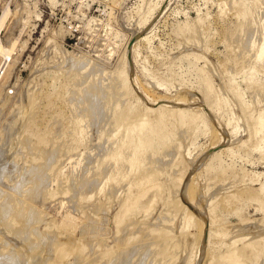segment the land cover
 Returning a JSON list of instances; mask_svg holds the SVG:
<instances>
[{
  "label": "rangeland",
  "instance_id": "374dc122",
  "mask_svg": "<svg viewBox=\"0 0 264 264\" xmlns=\"http://www.w3.org/2000/svg\"><path fill=\"white\" fill-rule=\"evenodd\" d=\"M1 9L10 16L0 44L15 45L0 80V220L11 226L0 222L1 262L221 264L238 251L243 264L262 263L264 0H0ZM141 118L144 160L130 171L112 156L130 154L117 141Z\"/></svg>",
  "mask_w": 264,
  "mask_h": 264
},
{
  "label": "bare ground",
  "instance_id": "6f19581e",
  "mask_svg": "<svg viewBox=\"0 0 264 264\" xmlns=\"http://www.w3.org/2000/svg\"><path fill=\"white\" fill-rule=\"evenodd\" d=\"M3 7H4V6H3ZM5 8L7 9V6H5ZM3 9H4V8H3ZM6 9H5L4 11L1 9V12H2V11H3V12H2V14H1V16H0V31H1L2 27H3V25L6 23L5 20H7V15L9 14V16H10V13H8L9 10H10L9 7H8V9H7L8 12L6 11ZM8 20H9V19H8ZM6 26H7V25H6ZM3 28H4V27H3ZM5 28H6V27H5ZM5 28H4V29H5ZM4 29H3L2 31H4ZM2 34H3V33H2ZM0 36H1V35H0ZM1 38H2V37H1ZM14 42H16V40H15ZM2 43H3V42H2ZM10 43H11V42H10ZM14 46H15L14 43H11V45L8 46V47H4L3 45L0 44V57H1V59L4 61L3 63L1 62L3 65L0 67V80L2 79V77H3L4 73H5V70H4V69H5V64H6L7 60H8V61L10 60L11 55H12V52H13V50H14V49H13ZM98 70H99V69H98ZM102 70H103V69H102ZM102 70H101V72H102ZM92 86H93V84H92ZM88 88H89V87H88ZM94 89H95V88H94ZM85 91H86V90H85ZM89 91H91V90H89ZM103 92H104V91H103ZM105 92H106V91H105ZM85 93H86V92H85ZM94 94H95V93H94ZM106 94H107V93H106ZM108 94H109V93H108ZM101 95H102V93H101ZM104 95H105V93L103 94V96H104ZM109 95H110V94H109ZM91 96H92V95H91ZM105 96H106V95H105ZM105 96H104V97H105ZM86 98H87V97H86ZM90 98H91V97H90ZM102 99H103V97H102ZM96 101H97V100H96ZM99 101H100V100H99ZM91 102H92V101H91ZM91 102H90V103H91ZM97 102H98V101H97ZM97 102H96V103H97ZM100 102H101V101H100ZM92 103H93V102H92ZM105 103H106V102H105ZM94 104H95V102H94ZM90 105H91V104H90ZM106 105H107V103H106ZM101 106H104V105H101ZM101 106H100V107H101ZM91 108H92V107H91ZM104 108H105V106H104ZM107 108H108V107H107ZM98 109H99V107H98ZM102 109H103V108H102ZM91 110H93V109H90V112H91ZM94 110H95V109H94ZM99 110L101 111V109H99ZM99 110H98V111H99ZM103 110H105V109H103ZM88 111H89V110H88ZM106 111H107V109H106ZM94 112H95V111H94ZM102 112H103V111H102ZM104 112H105V111H104ZM104 112H103V114H104ZM107 112H108V111H107ZM95 113H96V112H95ZM89 114H90V113H89ZM100 114H101V112H100ZM105 114H106V112H105ZM95 115H96V114H95ZM97 115H98V112H97ZM106 115H107V114H106ZM108 115L110 116L111 114H108ZM99 116H100V115H99ZM103 116H104V115H102V117H103ZM94 117H95V119H96V116H94ZM107 117H108V116H107ZM107 117H106V118H107ZM98 118H100V117H98ZM121 118H122V117H121ZM109 119H110V117H109ZM109 119H108V120H109ZM123 119H125V117H124ZM80 120H81V119H80ZM82 120H83V118H82ZM110 120H111V119H110ZM126 120H128V119H126ZM105 121H107V119H106ZM260 121L262 122L261 119H260ZM108 122H109V121H108ZM114 122H116V121H114ZM122 122L124 123V121H122ZM14 123H15V122H13V124H14ZM103 123H104V121H103ZM111 123H112V122H111ZM111 123H109V124L107 125V126H108V127H107L108 129H109V125H110ZM10 124H12V123H10ZM13 124H12V125H13ZM115 124H116V123H115ZM115 124H113V125H115ZM121 124H122V123H121ZM121 124H119L118 126H115L116 128L118 127L117 130H116V132H117L118 129L121 127ZM146 124H147V123L144 121V119L141 118V119L138 120L137 123L131 125L129 128H126V131H124L125 136L123 137V135H121V139L123 138V139L121 140L122 143H121V141H120V138H119V141H120V142H119V141H117V142H118V144H119V143L121 144V145H119V146H124V149H123V150H125V149L130 150V154L127 153V157H125L126 155H125V154L123 155V152H124V151L122 152V150H119V151L117 152V148H116L117 146H115V148H116V152H117V153L114 152L115 154L113 153V156H112V157H113V158H112V159H113L112 161H114V162H113L114 164H115V162H117V161L119 162V161L125 159V161H127V164H128V167H129V170H130V171H131V170H133V171H137V170H138L139 165L142 164V163H143V160H144L143 155H141V154H142V153H141V149H142V146H143V143H144V142H143V129H144V127L146 126ZM14 125H16V124H14ZM105 125H106V122H105ZM122 125H123V124H122ZM8 126H9V125H8ZM260 126H261V124H260ZM10 127H11V125H10ZM13 127H17V125H16V126H13ZM13 127H12V128H13ZM101 127L103 128V126H101ZM122 127H123V126H122ZM122 127H121V129H122ZM9 129H10V128H8V130L5 129V130L7 131V132H6L7 134L5 133L6 135H8V133H10V132H8ZM103 129H104V128H103ZM108 129H107V131H109V130L112 131L111 129H109V130H108ZM121 129H119V130H121ZM5 130H4V131H5ZM14 130H15V128H14ZM14 130H13L12 132H14ZM113 130H114V131H112V133L115 132V129H114V128H113ZM12 132H11V133H12ZM16 132H17V130H16ZM104 132H106V131H104ZM119 132H120V131H119ZM130 132H134V133H135L134 142H132V139H131V137H130V135H131ZM107 133H109V132H107ZM110 133H111V132H110ZM110 133L108 134V136L110 135ZM5 134H4L3 137H4V138L6 137L7 140H10L11 138L5 136ZM114 134H115V133H114ZM9 135H10V134H9ZM103 135H104V133L102 134V137H103ZM116 135H117V134H116ZM12 136H14V135L12 134ZM108 136H107V137L105 136V137H106V138H109ZM15 137H16V136H15ZM111 137H112V136H111ZM6 138H5V140H6ZM9 138H10V139H9ZM16 139H17V138H16ZM50 139H51V138H50ZM53 139H54V138H53ZM2 140H3V139H2ZM5 140H3V141L6 142L7 140H6V141H5ZM23 140H24V139H23ZM23 140H22V141H23ZM26 140H27V139H26ZM106 140H107V139H106ZM113 140H114V139H113ZM113 140H111V141H113ZM13 141H14V140H13ZM17 141H18V139L15 141L16 143L14 142L15 144L13 143V145H16V146H17ZM24 141H25V140H24ZM111 141H110L109 143L112 144ZM114 141H115V140H114ZM1 142H2V141H1ZM1 142H0V143H1ZM7 142H9V141H7ZM11 142H12V139H11ZM104 142H105V141H104ZM115 142H116V141H115ZM2 143H3V142H2ZM24 143L27 144V143H28V140H27V142H24ZM52 143H53V142H52ZM101 143H102V142H101ZM107 143H108V142H107ZM131 143L134 144V146H131V147H130V144H131ZM9 144H10V142H9ZM9 144L7 145V143H6L7 146H9ZM50 144H51V143H50ZM103 144H104V143H102V145H103ZM105 144H106V143H105ZM114 144H115V143H114ZM3 145H4V143H3ZM3 145H2V146H3ZM11 145H12V144H11ZM102 145H100V146H102ZM108 145H109V144H108ZM112 145H113V144H112ZM115 145H116V144H115ZM0 146H1V145H0ZM2 146H1V147H2ZM4 146H5V145H4ZM4 146H3V147H4ZM27 146H28V145H27ZM57 146H58V144H57ZM57 146H55V147H57ZM13 147H14V146H13ZM50 147H51V146H50ZM102 147H103V146H102ZM108 147H109V146H108ZM57 148H58V147H57ZM57 148L55 149V148L53 147V149H55V150H58ZM106 148H107V147H106ZM113 148H114V147H113ZM1 149L3 150V148H1ZM4 149H6V148H4ZM8 149H12V147H11V148L9 147ZM30 149H31V148H29V151H30ZM53 149H52V151H53ZM103 149H104V147H103ZM2 150H0V151H2ZM55 150H54V151H55ZM104 150H105V149H104ZM104 150H103V151H104ZM110 150H111V146H110ZM110 150L107 149L106 151H110ZM127 150H126V151H127ZM3 151H6V150H3ZM49 151L52 153L51 149H50ZM113 151H114V149H113ZM113 151L111 150V152H113ZM126 151H125V153H126ZM38 152H39V151H38ZM50 152H49V153H50ZM55 152H56V151H55ZM111 152H110V153H111ZM7 153H8V151H7ZM7 153H6V154H7ZM41 153L43 154L44 152H41ZM45 153H46V152H45ZM52 154H54V152H53ZM52 154H51L50 156H52ZM111 154H112V153H111ZM2 155H5V154H2V153H1V156H2ZM44 155H46V154H44ZM56 155H57V154H56ZM106 155H110V154L108 153V154H106ZM106 155H105V156H106ZM5 156H6V155H5ZM32 156H33V155H32ZM42 156H43V155H42ZM42 156H41V157H42ZM48 156H49V155H47V157H48ZM50 156H49V157H50ZM98 156H99V155H98ZM2 157H3V156H2ZM7 157H8V156H7ZM7 157H6V158H7ZM106 157H107V156H106ZM0 158H1V157H0ZM3 158H4V157H3ZM44 158H45V156H44ZM50 158H51V157H50ZM107 158L110 159V157H107ZM1 160H2V159H1ZM48 160H49V159H48ZM48 160H46V161H48ZM110 160H111V159H110ZM110 160L108 161V159H107V162H110ZM44 161H45V160H44ZM46 161H45V162H46ZM49 161H50V160H49ZM100 161H101V158H100ZM52 162H53V161H52ZM121 162H122V161H121ZM99 163H100V162H99ZM102 163H103V161H102ZM123 163H124V161H123ZM29 164H30V162H29ZM42 164H43V163H42ZM47 164H48V162H47ZM47 164L45 165V163H44V166L46 167ZM49 164H50V163H49ZM97 164H98V162H97ZM105 164H106V163H105ZM107 164L110 165L109 163H107ZM111 164H112V163H111ZM116 165H117V163H116ZM119 165H120V164H119ZM119 165H118V167H120ZM122 165H123V164H121V166H122ZM125 165H126V164H125ZM44 166H43V168H44ZM103 166H105V165H103ZM103 166H101V167L104 169ZM110 166H111V165H110ZM30 167H31V166H30ZM47 167H48V166H47ZM101 167H100V168H101ZM106 167H107V166H106ZM111 167H113V166H111ZM33 168H34V167H33ZM33 168H32V169H33ZM37 168H38V167H36V169H37ZM40 168H41V166H40ZM40 168H39V169H40ZM108 168H109V166L107 167V169H108ZM113 168H115V167H113ZM121 168H122V170L124 169L123 167H120V169H121ZM126 168H127V166H126ZM32 169H31V170H32ZM34 169H35V168H34ZM36 169H35V170H36ZM49 169H50V166H49ZM49 169H48V170H49ZM95 169H96V168H95ZM103 169H102V170H103ZM105 169H106V168H105ZM105 169H104V172H103V171H101V172H103V173H102L103 175H104V174H105V175H108V170H106V172H107V174H106ZM120 169H118V170H120ZM2 170H3V169H2ZM2 170H1V172H3ZM44 170H45V168H44ZM44 170H42V171H44ZM48 170L46 169V171H48ZM109 170H110V173H111V169H109ZM113 170H115V169H113ZM125 170H127V169H125ZM24 171H25V170H23V172H24ZM27 171H29V170H27ZM42 171H41V173H42ZM54 171H55V170H54ZM93 171H94V170H93ZM99 171H100V170H99ZM127 171H128V170H127ZM139 171H140V170H139ZM32 172H34V170H33ZM35 172H36V171H35ZM35 172H34V173H35ZM123 172H124V171H123ZM143 172H144V171H143ZM160 172H161V171H160ZM25 173H26V172H25ZM44 173H45V172H44ZM118 173H120V171H118ZM1 174H2V173H1ZM35 174H36V173H35ZM42 174H43V173H42ZM42 174H41V175H42ZM45 174H46V173H45ZM49 174H50V173H49ZM146 174H147V173H146ZM23 175H24V174H23ZM26 175H27V174H26ZM43 175H44V174H43ZM47 175H48V174H47ZM50 175H52V174H50ZM50 175H49V176H50ZM53 175H54V173H53ZM100 175H101V174H100ZM121 175H122V174H121ZM121 175H120V176H121ZM127 175H128V172H127ZM38 176H40V175H38ZM101 176H102V175H101ZM114 176H116V173H114ZM114 176H113V177H114ZM118 176H119V175H118ZM123 176H124V175H123ZM129 176H130V174H129ZM149 176H150V175H149ZM5 177H6V176H5ZM29 177H30V176H29ZM36 177H37V176H36ZM41 177H42V176H41ZM45 177H46V175H45ZM53 177L55 178V176H53ZM96 177H97V176H96ZM102 177H103V176H102ZM105 177H106V176H105ZM107 177H108V176H107ZM116 177H117V176H116ZM132 177H133V175H132ZM1 178H4V177L1 175ZM1 178H0V179H1ZM21 178H22V177H21ZM21 178H20V179H21ZM50 178H51V177H50ZM109 178H110V177H109ZM151 178H152V177H151ZM23 179H24V178H23ZM32 179H33V178H32ZM52 179H53V178H52ZM97 179H99V178H97ZM102 179H104V178H102ZM114 179H115V178H114ZM117 179H118V178H117ZM117 179H116V182H117ZM140 179H141V177H140ZM149 179H150V177L147 176V177H146L145 179H143V180H145L146 182H149ZM2 180H3V179H2ZM41 180H42V178H41ZM41 180H40V181H41ZM107 180H109V179L107 178ZM131 180H132V179H131ZM133 180H134V179H133ZM138 180H139V179H138ZM141 180H142V179H141ZM143 180H142V181H143ZM32 181H33L32 183H35V179H33ZM95 181H96V179H95ZM100 181H101V179L99 180V182H100ZM103 181H104V180H102V182H103ZM105 181H106V178H105ZM22 182H23V181H22ZM93 182H94V180H93ZM18 183H19V181H18ZM20 183H21V182H20ZM24 183H25V182H24ZM24 183H23V184H24ZM58 183H59V182H58ZM135 183H137V181H136ZM38 184H39V183H38ZM137 184H138V183H137ZM16 185H17V186H16ZM16 185H15L16 187H19L18 184H16ZM34 185H36V184H34ZM41 185H42V184H41ZM100 185H101V182H100ZM25 186H26V183H25ZM43 186H45V184H44ZM22 187H23V186H22ZM37 187H39V186H36V188H37ZM98 187H99V186H98ZM98 187H97V188H98ZM152 187H153V186H152ZM36 188H35V189H36ZM150 188H151V187H150ZM153 188H155V187H153ZM27 189H28V188H27ZM32 189H34V188H32ZM32 189H31V190H32ZM35 189H34V190H35ZM38 189H39V188H38ZM40 189H41V188H40ZM44 189H45V188H44ZM18 190H19V188H18ZM20 190H21V188H20ZM20 190H19L18 192H20ZM148 190H149V188H148ZM13 191H14V190H13ZM22 191H23V190H22ZM28 191H29V189H28ZM35 191H36V192L33 191V193H36V194H37V190H35ZM23 192H24V191H23ZM31 192H32V191H30V193H31ZM40 192H41V191H40ZM43 192H44V191H43ZM146 192H147V191H145V193H146ZM20 193H21V192H20ZM44 193H45V192H44ZM143 193H144V192H143ZM143 193H142V194H143ZM145 193H144V194H145ZM0 194H1V192H0ZM2 194H3V193H2ZM2 194H1V195H2ZM4 194H5V193H4ZM9 194H10V196L12 197L11 193H9ZM12 194H13V193H12ZM22 194H23V193H22ZM25 194H26V193H25ZM36 194H35V195H36ZM41 194H42V192H41ZM18 195H19V193H18ZM32 195H33V194H32ZM43 195H44V194H43ZM4 196H5V195H4ZM7 196H8V198L10 197L8 194H7ZM11 197H10V199H11ZM14 197H16L15 194H14ZM20 197H21V196H20ZM26 197H28V196H26ZM33 197H34V195H33ZM45 197H46V196H45ZM2 198H4V197H2ZM16 198H17V197H16ZM41 198H42V197H41ZM0 199H1V198H0ZM4 199H5V198H4ZM10 199H9V200H10ZM45 199H46V198H45ZM9 200H8V201H9ZM27 200H28V199H27ZM4 201L6 202V200H4ZM16 201H18V200L16 199ZM24 201H25V200H24ZM29 201H30V200H29ZM33 201H34V200H33ZM10 202H11V201H10ZM18 202H19V201H18ZM6 203H7V202H6ZM185 203H186V201H185ZM12 204H13V202H12ZM29 204H30V203H29ZM0 205H1L0 207L2 208L1 210L4 211L6 208L4 207V209H3V206H4V205H2L1 203H0ZM7 206H14V205H10V204L8 203ZM21 206H22V205H21ZM185 207H187V206H185ZM8 208H9V207H8ZM31 208H32V207H31ZM20 209H21V208H19V210H20ZM24 209H25V208H24ZM9 210H11V208H10ZM12 210H13V209H12ZM12 210H11V211H12ZM11 211H9V212H11ZM21 211H22V210H21ZM27 211H28V210H27ZM7 212H8V209H7ZM7 212H5V213H7ZM13 212H14V211H13ZM18 212H19V211H18ZM22 212H23V211H22ZM33 212H35V211L33 210ZM11 213H12V212H11ZM15 213H16V211H15ZM15 213H13V215H14ZM19 213H20V212H19ZM30 213H31V211H30ZM2 214H3V213H2ZM2 214H1V215H2ZM24 214H26V213H24ZM34 214H35V213H34ZM1 215H0V216H1ZM6 215H7V214H6ZM8 215H9V214H8ZM10 215H11V214H10ZM17 215H18V214H17ZM21 215H23V214L21 213ZM21 215H20V216H21ZM27 215H28V214H27ZM32 216H33V215H32ZM1 217H2V219H3V215H2ZM7 217H9V216H7ZM13 217H14V216H13ZM15 217H16V216H15ZM18 217H19V216H18ZM22 217H23V216H22ZM28 217H29V216H28ZM28 217H27V220H32V219H30V218H28ZM16 218H17V217H16ZM24 218H25V217H24ZM33 218H34V216H33ZM25 219H26V218H25ZM3 220H4V219H3ZM4 221H5V220H4ZM17 221H18V220H17ZM25 221H26V220H25ZM0 222H2V221L0 220ZM19 222H20V221H19ZM17 223H18V222H17ZM21 223H23V221H22ZM21 223H19V224L21 225ZM2 224H3V222H2ZM2 224H0V225H2ZM9 224H10V223H9ZM9 224H8V221H6L5 224H3L4 227H5L7 230H8V229H9V230L11 229V226H10ZM3 225H2V226H3ZM11 225H12V224H11ZM2 226H0V228H1ZM21 226H23V225H21ZM24 226H25V225H24ZM18 227H19V226H18ZM26 227H27V226H26ZM19 228H21V227H19ZM22 228H23V227H22ZM22 228H21V230H22ZM9 230H8V231H9ZM15 230H16V229H15ZM24 230H25V227H24ZM27 230H28V229H27ZM27 230H25V231H27ZM5 231H6V230H5ZM5 231H4V232H5ZM8 231H7V232H8ZM17 231L19 232L20 229L17 230ZM0 232H1V231H0ZM7 232H6V233H7ZM13 232H14V231H13ZM18 232H17V233H18ZM27 232H28V231H27ZM15 233H16V232H15ZM17 233H16V234H17ZM19 233H20V232H19ZM22 233H23V232H22ZM25 233H26V232H25ZM16 234H15V235H16ZM28 234H29V233H28ZM204 234H205V233H204ZM204 234H203V235H204ZM12 235H13V233H12ZM205 235H207V234H205ZM18 236H19V235H18ZM22 236H23V235H22ZM16 237H17V236H16ZM54 238H55V237H54ZM204 239H205V238H204ZM55 241H56V240H54V242H55ZM203 241H204V240H203ZM205 241H206V240H205ZM54 244H55V243H54ZM152 245H154V244H152ZM152 245H151V246H152ZM152 247L154 248V246H152ZM152 247H150V248L152 249ZM155 249H156V248H155ZM17 251H18V250H17ZM146 251H147V250H146ZM148 251H150V250H148ZM152 251H153V249H152ZM154 251H155V250H154ZM15 253H16V252H15ZM151 253H152V252H151ZM147 255L149 256V254H147ZM153 255H154V254H153ZM148 256H147V257H148ZM151 256H152V255H151ZM17 257H18V256H17ZM35 257H36V256H35ZM144 257H145V256H144ZM153 257H154V256H153ZM155 257H156V256H155ZM241 257H243V254L239 253L238 251H227V252L223 255V257L221 258V260H222V263H221V264H243V261L241 260ZM1 258H4V257H1ZM5 258H6V257H5ZM14 258H15V257H13V259H14ZM120 258H121V257H120ZM9 259H10V258H9ZM9 259H7V261H9ZM20 259H21V258H20ZM140 259H141V258H140ZM4 260H5V259H3V261H4ZM11 260H12V259H11ZM11 260H10V261H11ZM15 260H16V259H14V261H15ZM3 261H2V262L0 261V262H1V263L6 262V261H4V262H3ZM14 261H13V262H14ZM18 261H19V259H18ZM16 262H17V261H16ZM16 262H14L13 264H15ZM21 262L25 264V262H23L22 260H21ZM153 262H154V260H153ZM153 262H152V263H153ZM6 263H7V262H6ZM18 263H19V262H18ZM18 263H16V264H18ZM140 263H141V261H140ZM4 264H5V263H4ZM8 264H9V262H8ZM10 264H11V263H10ZM19 264H20V263H19ZM81 264H83V263H81ZM103 264H104V263H103ZM143 264H144V262H143ZM261 264H264V258H263Z\"/></svg>",
  "mask_w": 264,
  "mask_h": 264
}]
</instances>
